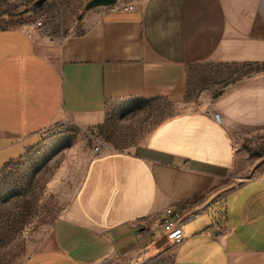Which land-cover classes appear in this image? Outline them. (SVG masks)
I'll list each match as a JSON object with an SVG mask.
<instances>
[{"label": "crops", "instance_id": "0c3cea01", "mask_svg": "<svg viewBox=\"0 0 264 264\" xmlns=\"http://www.w3.org/2000/svg\"><path fill=\"white\" fill-rule=\"evenodd\" d=\"M132 4L86 9L61 41L0 28V171L61 118L86 128L114 102L181 100L192 70L246 74L159 120L134 151L91 154L24 264H109L163 236V212L182 204L205 212L183 225L166 264H264V159L251 170L247 148L264 136V0Z\"/></svg>", "mask_w": 264, "mask_h": 264}, {"label": "rangeland", "instance_id": "374dc122", "mask_svg": "<svg viewBox=\"0 0 264 264\" xmlns=\"http://www.w3.org/2000/svg\"><path fill=\"white\" fill-rule=\"evenodd\" d=\"M88 1L0 0V28L20 27L37 39L61 41L79 31ZM139 1L116 0L117 5ZM38 20L40 25H36ZM221 72L218 66L189 72L187 91L181 100L114 102L99 125L81 128L61 118L45 129L37 156L28 159L21 169L10 171L4 167L0 171V264H24L47 244L52 222L71 201L94 146L101 145L102 151L132 152L159 120L173 112L201 106L203 90L209 92L205 103L211 101L235 78L246 74L245 69L231 77ZM262 137L247 146L254 171L262 169ZM173 251L174 247L158 236L109 264H166Z\"/></svg>", "mask_w": 264, "mask_h": 264}, {"label": "built area", "instance_id": "2783aa9c", "mask_svg": "<svg viewBox=\"0 0 264 264\" xmlns=\"http://www.w3.org/2000/svg\"><path fill=\"white\" fill-rule=\"evenodd\" d=\"M116 8L123 10H132V3L118 4L115 2ZM41 21L38 20L36 25H40ZM214 117L219 120V114L214 112ZM94 153L98 154L102 151L101 145H96L93 148ZM41 151L40 147L27 148L17 158L10 160L6 163L5 168L8 170L21 169L28 159L37 156ZM205 212V207L200 206L191 208L190 205L182 204L178 207L167 208L161 216V230L164 239L174 247V249L183 241V225L188 221L200 216Z\"/></svg>", "mask_w": 264, "mask_h": 264}, {"label": "water", "instance_id": "95a60500", "mask_svg": "<svg viewBox=\"0 0 264 264\" xmlns=\"http://www.w3.org/2000/svg\"><path fill=\"white\" fill-rule=\"evenodd\" d=\"M116 2V0H89L86 5L85 9H88L93 6H106V5H112Z\"/></svg>", "mask_w": 264, "mask_h": 264}]
</instances>
